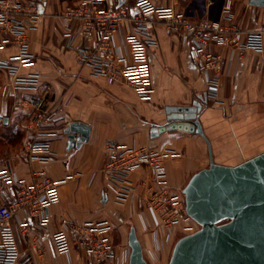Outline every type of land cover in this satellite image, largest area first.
Returning a JSON list of instances; mask_svg holds the SVG:
<instances>
[{
	"label": "crops",
	"instance_id": "crops-1",
	"mask_svg": "<svg viewBox=\"0 0 264 264\" xmlns=\"http://www.w3.org/2000/svg\"><path fill=\"white\" fill-rule=\"evenodd\" d=\"M29 2L32 0H22ZM44 17L36 30L29 32L30 65L20 66L18 76L36 75L37 89H16L14 78L1 67L17 53L13 45L0 49V166L7 163L15 175L27 182H45L33 174L45 171L48 179L60 182V200L47 214L46 230L20 224L28 221L19 212L15 230L19 249L16 264H87L89 256L79 245V233L68 227L108 221L116 259L110 264H129L130 227H136L144 255H165L179 228L167 230L158 217L147 209L146 188L150 185L148 169L137 171L131 179L137 188L124 204L116 202L115 192L107 183L103 168L107 145L170 150L175 156L165 166L172 190L182 192L191 176L209 167L210 155L205 139L185 130H171L153 137L155 127L168 124V107L202 104L200 121L212 145L217 163L233 166L264 152V54L253 50L240 53L218 45L213 51L220 57L216 70L208 74L196 67L190 51L193 43L183 34L159 31L161 47L150 50L154 74V92L149 101L141 100L131 89L109 84L91 69L79 65L76 53L66 43V23L60 15L80 0H36ZM136 0H125L133 5ZM231 20L225 23L244 31L264 30V7L253 0H230ZM226 0H158L160 7H171L195 20H219ZM128 24L119 27L114 45L129 54ZM218 80L216 97L208 93V78ZM48 115V122L38 126L32 119ZM79 121L91 128L89 141L80 149L68 150L69 123ZM56 136H48V134ZM51 143L54 159L48 164L28 160V146L33 142ZM2 202L12 205L15 195L1 184ZM66 231L71 250L59 254L52 235Z\"/></svg>",
	"mask_w": 264,
	"mask_h": 264
},
{
	"label": "built area",
	"instance_id": "built-area-1",
	"mask_svg": "<svg viewBox=\"0 0 264 264\" xmlns=\"http://www.w3.org/2000/svg\"><path fill=\"white\" fill-rule=\"evenodd\" d=\"M232 9V2L226 0L219 20H195L171 7H160L158 0H136L133 5L120 4V0H80L60 17L66 23L67 46L75 51L79 65L88 67L94 76L105 78L109 84L123 85L141 100L149 101L154 92L150 50L161 47V30L189 37L193 43L190 58L207 74L219 65L220 57L213 51L215 46L225 45L240 53L253 50L264 54V30L244 31L226 24L233 17ZM43 17L36 0H0V49L8 45L17 47V53L1 67L13 75L16 89H37L39 86L36 75L18 76V71L20 66L30 65L34 59L30 52L29 32L38 28ZM123 24L130 27L126 40L129 54L114 45V37ZM218 89L217 78L209 76L210 96L216 97ZM48 120V115L32 119L38 126ZM27 152L30 162L42 164L50 163L55 156L48 141L31 143ZM172 156L175 153L170 150L109 143L103 172L108 185L114 189L116 202L124 204L137 188L131 175L148 169L151 181L144 199L147 209L167 230L179 228L184 232H194L198 224L186 214L184 196L170 187L165 162ZM33 177H43L45 182H27L17 177L9 164L0 166V193L3 184L16 197L12 205L4 204L0 198V264H16L18 260L14 228L18 213H27L28 221L20 224L22 229L33 226L46 230L49 224L47 211L60 200V182L50 181L45 171L34 173ZM68 227L79 233V245L89 256L87 264H110L116 259L110 236L112 226L108 221L84 225L68 222ZM52 240L59 254L70 252L66 231L54 233Z\"/></svg>",
	"mask_w": 264,
	"mask_h": 264
},
{
	"label": "water",
	"instance_id": "water-1",
	"mask_svg": "<svg viewBox=\"0 0 264 264\" xmlns=\"http://www.w3.org/2000/svg\"><path fill=\"white\" fill-rule=\"evenodd\" d=\"M252 5L264 7V0ZM202 108L198 102L168 107V124L153 129V137L176 129L197 133L210 155L209 167L194 173L181 192L185 212L199 229L177 240L168 264H264V152L233 166L217 163L200 121ZM64 133L68 150L80 149L89 141L91 128L74 121ZM128 245L129 264H149L133 225Z\"/></svg>",
	"mask_w": 264,
	"mask_h": 264
},
{
	"label": "rangeland",
	"instance_id": "rangeland-1",
	"mask_svg": "<svg viewBox=\"0 0 264 264\" xmlns=\"http://www.w3.org/2000/svg\"><path fill=\"white\" fill-rule=\"evenodd\" d=\"M198 229H199V226H198V228H195V230H193V231L195 232ZM194 232H184L181 230V232L179 234H177L176 237H174L173 242L170 245L169 250H168V252H166L165 255L157 253L156 258L152 259L151 254L150 255L148 254L145 256L146 260L148 261L149 264H168L170 257H171V254H172V251H173L172 249H173L175 243L177 242V240H179L181 237H183L185 235H188V234H191Z\"/></svg>",
	"mask_w": 264,
	"mask_h": 264
},
{
	"label": "bare ground",
	"instance_id": "bare-ground-1",
	"mask_svg": "<svg viewBox=\"0 0 264 264\" xmlns=\"http://www.w3.org/2000/svg\"><path fill=\"white\" fill-rule=\"evenodd\" d=\"M174 248V247H173ZM173 250V249H172ZM169 263V262H168Z\"/></svg>",
	"mask_w": 264,
	"mask_h": 264
}]
</instances>
